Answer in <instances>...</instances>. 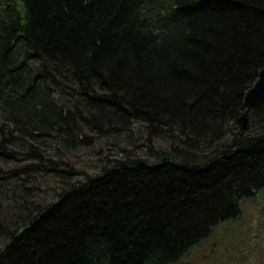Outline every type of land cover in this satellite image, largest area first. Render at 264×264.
Returning <instances> with one entry per match:
<instances>
[{
	"label": "trees",
	"instance_id": "16d2710c",
	"mask_svg": "<svg viewBox=\"0 0 264 264\" xmlns=\"http://www.w3.org/2000/svg\"><path fill=\"white\" fill-rule=\"evenodd\" d=\"M263 66L264 0H0V264H171L238 218Z\"/></svg>",
	"mask_w": 264,
	"mask_h": 264
},
{
	"label": "rangeland",
	"instance_id": "374dc122",
	"mask_svg": "<svg viewBox=\"0 0 264 264\" xmlns=\"http://www.w3.org/2000/svg\"><path fill=\"white\" fill-rule=\"evenodd\" d=\"M79 150L71 157L72 164L85 172L98 167L103 150ZM14 185L1 181L0 184ZM54 178L35 174L26 183L27 188L38 185L33 197L50 200L54 190ZM49 186H46L48 185ZM238 218L217 225L203 241L191 247L177 262L171 264H264V188L255 197L246 199L241 205Z\"/></svg>",
	"mask_w": 264,
	"mask_h": 264
},
{
	"label": "water",
	"instance_id": "95a60500",
	"mask_svg": "<svg viewBox=\"0 0 264 264\" xmlns=\"http://www.w3.org/2000/svg\"><path fill=\"white\" fill-rule=\"evenodd\" d=\"M264 96V66L259 70L254 83L244 92L243 106L244 111L239 117L240 127L246 128L248 122V110L251 109L259 99Z\"/></svg>",
	"mask_w": 264,
	"mask_h": 264
}]
</instances>
